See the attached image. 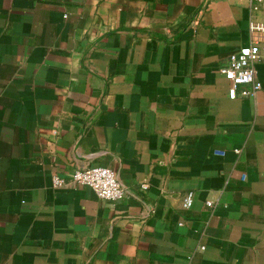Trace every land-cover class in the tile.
<instances>
[{
    "label": "crops",
    "instance_id": "0c3cea01",
    "mask_svg": "<svg viewBox=\"0 0 264 264\" xmlns=\"http://www.w3.org/2000/svg\"><path fill=\"white\" fill-rule=\"evenodd\" d=\"M0 264H264V0H0Z\"/></svg>",
    "mask_w": 264,
    "mask_h": 264
},
{
    "label": "built area",
    "instance_id": "2783aa9c",
    "mask_svg": "<svg viewBox=\"0 0 264 264\" xmlns=\"http://www.w3.org/2000/svg\"><path fill=\"white\" fill-rule=\"evenodd\" d=\"M261 2L262 0H250ZM256 7V6H255ZM254 7V8H255ZM201 11L193 14L189 24L196 28ZM260 46L256 42H251L242 46L238 51L228 56L227 62L220 67V72L228 81V96L231 99L236 97H252L261 89V82L256 76L255 63L259 59ZM239 153V149L234 150ZM71 181L77 185H86L100 199L116 201L121 199L127 192L124 185L119 180L115 171L104 166H89L74 171L71 175ZM54 186H61L64 180L58 176L53 177ZM146 188L147 184H141ZM193 203V192L187 191L182 194L181 204L184 208L191 207ZM211 206V202L206 203Z\"/></svg>",
    "mask_w": 264,
    "mask_h": 264
}]
</instances>
